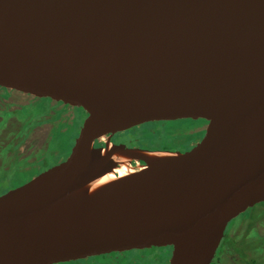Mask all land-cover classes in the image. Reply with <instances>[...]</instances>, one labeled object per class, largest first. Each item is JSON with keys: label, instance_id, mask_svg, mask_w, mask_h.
Listing matches in <instances>:
<instances>
[{"label": "water", "instance_id": "95a60500", "mask_svg": "<svg viewBox=\"0 0 264 264\" xmlns=\"http://www.w3.org/2000/svg\"><path fill=\"white\" fill-rule=\"evenodd\" d=\"M0 95L78 121L64 160L0 194V264H210L264 201V0H0ZM182 119L206 122L183 152L94 145ZM114 157L143 166L91 189Z\"/></svg>", "mask_w": 264, "mask_h": 264}, {"label": "trees", "instance_id": "16d2710c", "mask_svg": "<svg viewBox=\"0 0 264 264\" xmlns=\"http://www.w3.org/2000/svg\"><path fill=\"white\" fill-rule=\"evenodd\" d=\"M5 97L4 95H0ZM8 107V106H7ZM30 105H21L17 108L3 111L0 118V146H5L0 156V194L19 185L24 178L30 177L37 170L39 164L44 163V167H50L51 163H55L58 159L53 153L52 148H57L63 151V144H66V150L71 146V142L67 143L68 136H72V124L61 120V112L53 111L49 118L46 114L51 111L47 106L34 104L32 112H25ZM46 108V109H45ZM176 121H159L148 122L135 128L148 130L149 138L152 140L156 135L165 136L163 141L153 142L148 146H142L141 142H136L138 146L151 152H170L184 151L191 146L190 142L201 135V132L187 133L182 138L180 134H171L174 132ZM56 123V125H54ZM52 124L51 131L47 135L46 142L41 148L43 153L38 154V159L31 163H19L20 152L19 147L29 133L40 125ZM131 129V128H130ZM129 130V129H128ZM181 140V141H180ZM1 149V148H0ZM62 153V152H60ZM48 155L49 157L44 158ZM46 163H49L46 165ZM6 179L5 184L3 179ZM5 184V185H2ZM264 225V201L254 204L246 211L232 219L223 234V237L218 246L215 257H219L227 253V258L231 264H264V235L259 234V227ZM158 248V247H153ZM137 250V249H136ZM134 250V251H136ZM221 259V257H220ZM210 264H218L216 261H211Z\"/></svg>", "mask_w": 264, "mask_h": 264}, {"label": "rangeland", "instance_id": "374dc122", "mask_svg": "<svg viewBox=\"0 0 264 264\" xmlns=\"http://www.w3.org/2000/svg\"><path fill=\"white\" fill-rule=\"evenodd\" d=\"M6 104L8 105V107H5ZM24 104H26V103H24L22 101H19L17 99H14V98H11V97L5 98V97L0 96V118L2 117L1 114L3 113V111H7V110H10V109H14V108H17L18 106H21V105H24ZM33 108H34L33 105H30V107H28L25 110V112L36 111V109L33 110ZM48 109H51V108H48ZM48 112L49 113H47L46 115L50 118L51 115H49V114H52L53 111H49L48 110ZM62 117L67 118V116H65L64 114H62ZM67 121L70 122V119L67 118ZM199 121L200 120L194 121L192 119H182V120H179L178 122L174 123L175 124V126H174L175 127L174 128V132H172L171 134L172 135L173 134H175V135L176 134H180V136L183 138L186 133H192V131L195 132L196 130H198L200 128L199 126H202L200 124L201 122H199ZM71 122L74 123V126H73V129H72V136H68V138H67V143L68 144L70 142H71L70 144H72L73 138H75L74 137L75 136L74 134H76V132H77V126H78V121L75 118L74 119L71 118ZM45 126H46V128L45 127L38 128L35 131V133L33 132L32 134L28 135L24 139V141L20 145V149H19L20 152H23L24 151L23 152V155H27L29 153H32L34 151L33 149L37 148L38 145L40 146L44 142V140L46 138L45 137L46 132H48V131L51 130L52 124H46ZM136 127H138V126H136ZM148 135L149 136H152V135L149 134L148 130H144V129H142V128L139 127V128H135L134 130L131 128L129 130H126L123 133H120L119 134V138L122 139V140H124V141H130L133 145H137L136 144L137 141L138 142H141L143 144L142 146H148V145H150L153 142H160V141H163L164 142V140L161 137V135L162 136H165L167 138H170L169 135H164V133H163L161 135H158L157 134L156 137L152 140V138H149ZM198 137H196V138H198ZM195 141L196 140H194L192 142L194 143ZM62 144H63V151H61V150H59L57 148H52L54 155L59 153L58 155H56V158L58 159L57 163L60 162V161H62V160H64L67 157L68 151H69V148H70V146H69V148L66 150V144H64V143H62ZM142 146L140 148H142ZM60 152H62V153H60ZM23 155L20 154V157L19 158H21L22 161H19V163H29L30 161H32L34 159V156H29L28 158H25L26 156H23ZM47 157H49V156L48 155L44 156V158H47ZM51 162H52V160L49 162L51 164L50 166H52L54 164H57V163H51ZM126 162L132 168H134L135 171L138 170L137 169L138 167H141L142 166V164L139 163L138 161H127L126 160ZM49 163H46V165L49 164ZM44 165H45L44 163L39 164L37 166V170L34 172L33 175L38 174L39 172H41L44 169L48 168V167H44ZM27 179H29V177L24 178V180L22 182L26 181ZM6 181L7 180L4 178L3 179V182L5 184H7ZM5 184H2V185H5ZM259 232L262 233V234L264 233V225H262V226L259 227ZM158 251H161V249L152 250V254H156ZM150 253H151V251H150ZM164 256L165 255L162 254L160 256V258H163ZM90 262L91 263H105L106 260L97 259V260H91ZM123 264H125V263H123Z\"/></svg>", "mask_w": 264, "mask_h": 264}, {"label": "flooded vegetation", "instance_id": "af4514ba", "mask_svg": "<svg viewBox=\"0 0 264 264\" xmlns=\"http://www.w3.org/2000/svg\"><path fill=\"white\" fill-rule=\"evenodd\" d=\"M5 98H7V97L5 96ZM24 105H32V104L26 103ZM7 106L8 105L6 104L5 107H7ZM50 110L51 111H56V110H52V109H50ZM62 114L63 113L61 112V120L62 121L66 120V122H68L67 118H69V117H67V118L62 117ZM198 120H200L199 122H201L200 124L202 126H199L200 128L195 131V132H198V131L201 132V135L198 138L195 139L196 141H198V139L202 136L203 131H204V127H205V124H206V122L204 120H202V119H198ZM177 121H179V120H177ZM194 121H197V120H194ZM68 123L72 124V126H74V123L71 122V119H70V122H68ZM45 125L46 124L38 126L36 129L32 130L29 133V135L32 134L33 132L35 133V131L38 128H41V127H45L46 128ZM54 125H56V123ZM50 131L46 132V135H45L46 138H45L44 142L40 146L38 145L37 148L33 149L34 151L32 153H29L27 155H23L24 151L20 152V150H19V152L23 156H26L25 158H28L29 156H34V159L32 161H30L29 163L33 162L35 159H38V156H37L38 154L41 155L43 153V150L41 148H45V146H43V145L45 144L46 139H47V135L49 134ZM123 132H125V131L117 132V133H115L113 135H106V136L102 137L101 139H99L98 141H96L94 145L95 146L104 147L105 143L108 142V145L124 144L127 147H140L138 145H133L130 141H124V140L120 139L119 138V134L123 133ZM196 141L194 143H196ZM194 143L190 142L189 146H192ZM4 147L5 146H0V148L2 150H3ZM1 149H0V156L2 154V150ZM19 149H20V147H19ZM186 150H188V149H186ZM186 150H184V151H186ZM179 152H183V151H179ZM20 161H22L21 158H20ZM57 161L55 163H57ZM138 162L141 163L142 166H143L142 162H140V161H138ZM32 176H34V175H32ZM32 176H30L29 178H31ZM259 234L264 235V233L262 234L260 232H259ZM158 249H161V251H158L156 254H152V250H158ZM134 250H136V249L129 250V251L123 252V253H111V254H108V255L90 256V257H87V258H84V259L70 260V261H67V262H62V263H57V264H123V263H125V264H169V258H170L172 249H171V247L167 246V247L142 249V250H136V251H134ZM150 251H151V253H150ZM216 252H217V250H216ZM216 252H215V254H216ZM162 254H164L165 256L163 258H160V256ZM227 256H228V254L224 253V254H222L220 256L221 259H220V257H219V259H217L215 257V255H214V257H213V259L211 261H216V262H218V264H231V261L227 258ZM263 258H264V255L262 256V259ZM97 259L106 260V262L105 263H91L90 262L91 260H97Z\"/></svg>", "mask_w": 264, "mask_h": 264}, {"label": "bare ground", "instance_id": "6f19581e", "mask_svg": "<svg viewBox=\"0 0 264 264\" xmlns=\"http://www.w3.org/2000/svg\"><path fill=\"white\" fill-rule=\"evenodd\" d=\"M161 154V153H165V152H158L155 153V155L157 154ZM117 163V167L115 169L112 170V172L105 174L104 176L96 179L93 183H92V188L98 187L100 185H103L104 183H107L109 181H112L113 179H116L117 177H122L125 176L131 172H134L135 169L132 168L124 158H120V157H114L113 158ZM141 167H138L137 169H140Z\"/></svg>", "mask_w": 264, "mask_h": 264}]
</instances>
